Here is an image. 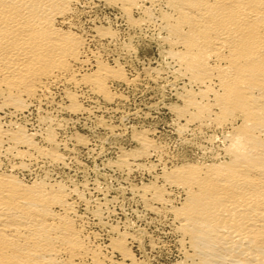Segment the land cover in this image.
<instances>
[{
    "label": "bare ground",
    "instance_id": "1",
    "mask_svg": "<svg viewBox=\"0 0 264 264\" xmlns=\"http://www.w3.org/2000/svg\"><path fill=\"white\" fill-rule=\"evenodd\" d=\"M103 5L131 31L150 32L159 65L129 74L120 59L106 60L137 50L136 34L119 42L121 29L85 25ZM115 84L175 95L167 106L182 151L142 126L130 134L136 147L111 164L152 172L131 190L149 214L170 222L180 264H264V0H0V264H147L129 246L144 231L111 227L100 242L88 214L105 225L107 201H93L86 184L63 173L76 159L59 135L66 115L124 100ZM108 122L98 116L115 133Z\"/></svg>",
    "mask_w": 264,
    "mask_h": 264
},
{
    "label": "rangeland",
    "instance_id": "2",
    "mask_svg": "<svg viewBox=\"0 0 264 264\" xmlns=\"http://www.w3.org/2000/svg\"><path fill=\"white\" fill-rule=\"evenodd\" d=\"M94 11L91 13L88 12L86 19H84L85 25H92L94 23L95 24L101 23V24L111 25V26L113 25L112 27L113 28L115 27L114 29L117 32H119L120 29L122 30V31L120 30L121 32L118 33L119 42L127 41L129 34H132V35L136 34L135 37L133 38V43H134V46L136 47L137 54L133 53L130 56L128 54H125L124 52L119 54V55H117V53H114V54L108 53L105 55L106 60L113 62V60L115 58L120 59V61L123 62V64L125 65V68L129 74H134L135 72H143L144 69L148 66L159 65V63L161 61V57H160V53H159V47L157 46L158 44H157L156 40H154L150 37V35H149L150 32L148 30H145V31L143 30L141 32V34L139 32H137L138 33L137 34L133 30L131 31V28L129 27L127 22L124 21V19L120 15L119 11L115 8L103 5V6L97 7L96 9H94ZM93 17H95V18H93ZM105 18H107V19H105ZM134 40H136V41L134 42ZM93 43L94 42H92L91 45H92V47H95V44H93ZM114 87H115V89H114ZM113 89L119 93L123 92V94L125 95L124 100L118 102L117 104L114 103L112 105H102V106L98 107V108H100V110L97 108L96 114H93V115H82V114H79V116H78V114H70L71 116H68V114L66 115L70 119L69 120L70 122L68 121L64 125V127L62 128V131L60 132L59 135H60V139L67 141L68 144L70 143L69 144L70 147L74 146L73 147V148H75L74 149L75 150L74 156H76V159L75 160L73 159V161L70 160V162H72V163L69 162L68 167L63 169L64 170L63 173H65L64 175L67 178L72 179L74 182L78 183L81 186L86 184L88 191H90V192L87 191V194L90 197V199H92L93 201L97 200V199H102L103 201H105V200L107 201L108 208L104 212V218H105V222H106L105 225H107L106 227H105V225L97 224L95 221V218L93 216L91 217L92 214H90V213L88 214V218H89V222H90L89 226H91L90 227L91 229L95 228V230H97L99 232V234L101 236V237L99 236L100 242H102L103 244L107 243V241L111 235V231H112L111 227H116L120 231H129V232H140V231L143 232L144 231L143 233L145 234V236H144L145 238L143 240L140 239L141 240L140 241L139 239H135V241L129 242V246L132 249L133 253L135 255H137L136 258L138 260L144 261L147 264H149V263L150 264H180V261L182 260V254H180V253H182V252L179 250L177 244L175 243V239H176L175 236L176 235H174L175 233L171 229L170 222L165 221V222H167L165 224L164 220L158 219L153 214L151 215V212L149 214V211L144 207V204L143 203L141 204L139 197L136 194H134L131 190L130 185H132V184H134L136 186H140V185H143L145 183L150 182L151 179L153 178L152 172L145 170V169H141V170L135 169L137 171L132 170L128 173V172L123 171V170L119 171L118 168H116L114 165L111 164V162L115 161L116 158L119 157V155L122 153V150L128 151V150H131V149L136 147V144H135L134 140L132 139L131 135L135 129H139L142 126L143 127L146 126V128H148V127L153 128L154 129L153 135H155V131L158 130L156 132V135H155V137L157 139H160L162 141H166L172 150H181L182 151V149L180 147V143H179L180 140H178L179 137L177 136L176 131L174 129V127H175V116L167 106V103L175 101V97H174L175 95L170 90L161 91L157 87L149 85V84H143V85H141V87L140 86L134 87V86H129V85H125V84H115V86L113 85ZM87 98L88 97H86V100H84V103L86 105L91 104V106H92V102H91V100H89L90 97L88 99ZM127 98H129V99H127ZM87 100H89V101L87 102ZM106 109H107V111H106ZM120 111H121V113H120ZM99 113L102 115H100ZM98 116H102L104 119H107V122L109 121L108 123H110L114 127H117V128H115V129H117V131H115V133H112V132L110 133L107 128L99 125L97 123ZM28 118H29L28 123L30 125L29 127L31 129L37 128L38 123H37L36 115L34 113H31V114H29ZM132 119H134V120H132ZM116 122H118V123H116ZM67 126H68V128H67ZM129 129H131V130H129ZM125 131H126V133H125ZM174 133L176 134V136L174 135ZM64 134H65V136H64ZM75 134L84 136L88 140V141L86 140V144L76 146V141L74 139ZM176 140H178L179 142ZM89 143H90V145H89ZM127 148H128V150H127ZM189 153H192V152L189 151ZM80 157H82V158H80ZM151 160L156 161V157L153 156V158H151ZM113 167H115V168H113ZM89 168H90V170H89ZM91 172H93V173H91ZM157 172H158V170H156V173ZM63 173H60V174L62 175ZM56 175L59 176V174H55V176ZM94 189H96V190H94ZM91 193H92V195H91ZM120 195H122V196H120ZM111 197H113V198H111ZM116 203H117L118 207L116 206ZM114 211H116V212H114ZM81 212H83V213L85 212V207L83 205L81 207ZM86 215H87V213H86ZM105 215L108 216L109 218L106 217ZM125 222H127V223H125ZM153 222H154V224L155 223L156 224L158 223V224L157 225L155 224V226H154ZM91 223H92V225H91ZM94 223H95V225H94ZM124 226H125V228H124ZM159 226H160V228H159ZM154 232H157V233H154ZM103 233L105 235H103ZM172 236H173V238H172ZM155 240H156V242H155ZM162 246H163V248H162ZM117 256H116V258H119V255H117Z\"/></svg>",
    "mask_w": 264,
    "mask_h": 264
}]
</instances>
